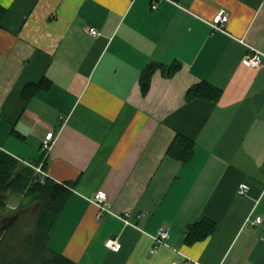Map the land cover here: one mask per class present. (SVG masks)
Here are the masks:
<instances>
[{
    "label": "crops",
    "instance_id": "0c3cea01",
    "mask_svg": "<svg viewBox=\"0 0 264 264\" xmlns=\"http://www.w3.org/2000/svg\"><path fill=\"white\" fill-rule=\"evenodd\" d=\"M177 1L0 0V153L67 189L48 245L75 264H264V57L243 63L264 53V0ZM219 10L225 33L208 24ZM174 62L172 76L158 66ZM201 82L216 102L187 100ZM177 138L193 144L187 162ZM203 220L213 232L188 243Z\"/></svg>",
    "mask_w": 264,
    "mask_h": 264
},
{
    "label": "trees",
    "instance_id": "16d2710c",
    "mask_svg": "<svg viewBox=\"0 0 264 264\" xmlns=\"http://www.w3.org/2000/svg\"><path fill=\"white\" fill-rule=\"evenodd\" d=\"M5 10L0 6V27ZM156 65L150 64L142 74V85L147 77L152 73ZM167 76H172L179 68L180 63L174 62L170 66L158 65ZM147 87V82H146ZM145 84L143 89L145 90ZM221 96V90L211 86L206 82H201L192 86L187 94V100L206 99L216 102ZM170 152L183 162H187L193 155V144L186 139L177 138L170 148ZM10 196L18 197L20 200L19 208L27 215L29 208L36 207V215L33 218L31 232L24 236L16 231L15 224L10 230L12 242L10 247L6 244L4 248L9 249L3 252L0 262L7 261V254L14 252L18 256L20 264H75L73 261L54 252L48 245L49 231L62 212L69 192L67 189L54 183L48 177L39 179L35 171L18 162L6 153H0V225ZM1 228V226H0ZM214 230V223L203 220L187 228L185 239L189 243L203 240ZM5 231V230H4ZM0 235H4L5 232ZM8 252V253H7ZM17 264V263H16Z\"/></svg>",
    "mask_w": 264,
    "mask_h": 264
},
{
    "label": "built area",
    "instance_id": "2783aa9c",
    "mask_svg": "<svg viewBox=\"0 0 264 264\" xmlns=\"http://www.w3.org/2000/svg\"><path fill=\"white\" fill-rule=\"evenodd\" d=\"M129 2H133L135 0H128ZM160 2H166L169 4H172L176 7L183 8L182 5L177 0H154V2L151 5V9L156 10L158 9V5ZM228 14L224 10H219L212 18L211 21L208 22L211 32H222L225 33V26L228 21ZM88 33L92 36H97L98 32L95 28H89ZM249 52L245 55L243 59L244 65L256 68L259 67L261 64V59L264 57V53L252 48L248 47ZM55 135L53 131H50L46 134L45 139L42 142V150L44 151L45 155L49 153L50 149L52 148V145L55 141ZM248 192L247 187L242 186L238 190L239 195H246ZM107 201V195L104 191H97L95 195L93 196V203L98 207L99 211L97 213V218L100 219L101 211H105L104 203ZM121 217L125 220H127L130 217V212H125L121 215ZM262 223V219L260 217H256L251 221L252 225H259ZM170 237L169 230L167 228H162L158 231L157 235L153 238V246L150 249V253L154 254L158 251L159 245L164 243L166 240H168ZM106 246L113 251L118 252L121 248L120 242L114 238V239H108L106 242ZM183 264H194L191 261H186Z\"/></svg>",
    "mask_w": 264,
    "mask_h": 264
},
{
    "label": "rangeland",
    "instance_id": "374dc122",
    "mask_svg": "<svg viewBox=\"0 0 264 264\" xmlns=\"http://www.w3.org/2000/svg\"><path fill=\"white\" fill-rule=\"evenodd\" d=\"M19 201L20 200L18 197L10 196V199L8 200L7 208L5 211L6 213L1 220L0 226H3L5 225L4 221H6L7 219L11 217H15V215H17V218H15L14 221L5 228V231H4L5 234L2 236L0 235V260L3 258L2 257L3 252L6 250L9 251V249H6L4 247L6 244L8 245V247H10L12 239H11V236L9 235L10 234L9 232L14 227V225L18 224V226H16L18 227L16 228V231L17 233H19L20 237L31 232L32 227H33V218L36 215L37 208L32 206L31 208H29L27 215H24V212H22V210L19 207L16 208L19 205ZM10 208H16V210H10ZM17 257L18 256L14 255V252H9L6 257L7 261L5 263L0 262V264H16V263L20 264L16 260Z\"/></svg>",
    "mask_w": 264,
    "mask_h": 264
},
{
    "label": "flooded vegetation",
    "instance_id": "af4514ba",
    "mask_svg": "<svg viewBox=\"0 0 264 264\" xmlns=\"http://www.w3.org/2000/svg\"><path fill=\"white\" fill-rule=\"evenodd\" d=\"M15 218H17V215H15V217H11V218L7 219L6 221H4L5 225L1 226V228H0L1 232H3L5 230V228L14 221Z\"/></svg>",
    "mask_w": 264,
    "mask_h": 264
}]
</instances>
